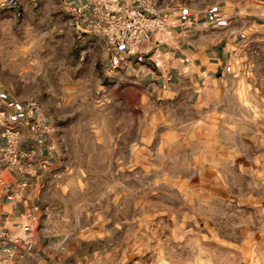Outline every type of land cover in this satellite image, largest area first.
<instances>
[{
    "label": "clouds",
    "instance_id": "1",
    "mask_svg": "<svg viewBox=\"0 0 264 264\" xmlns=\"http://www.w3.org/2000/svg\"><path fill=\"white\" fill-rule=\"evenodd\" d=\"M74 2L87 10L75 20ZM215 3L224 27L206 32L183 19L190 0H31L23 18L0 20V90L8 85L32 118L0 111V237L14 241L0 244V264H62L69 246L80 264H264V74L252 80L257 117L241 108L234 82L206 94L181 61L152 62L165 41L173 55L189 46L191 59L225 36L264 34V0ZM125 40L117 68L108 51ZM174 66L182 74L169 83ZM88 208L104 217L94 231L81 228ZM21 212L32 227L23 237ZM197 218L240 243H212ZM60 234L68 244L50 252L49 241L41 256L37 240Z\"/></svg>",
    "mask_w": 264,
    "mask_h": 264
},
{
    "label": "crops",
    "instance_id": "2",
    "mask_svg": "<svg viewBox=\"0 0 264 264\" xmlns=\"http://www.w3.org/2000/svg\"><path fill=\"white\" fill-rule=\"evenodd\" d=\"M76 2H80V0H76ZM187 0H178V3L184 5ZM191 8L184 9L183 19L185 21L189 19H195V24L205 25L206 27L203 29H196L195 24L189 25V27L195 31H208L213 30L216 28L224 27V24L221 20L217 18V13L220 11L219 7H217L215 0H205L202 3V0H190ZM208 5H211L209 8ZM31 7V0H0V20H7L11 21L13 18H23V15L26 14ZM208 9L205 11V9ZM180 9L177 8V11ZM199 12L200 15L198 18L190 17L189 13L191 11ZM78 11H87L86 9L81 10L76 7V3H73V7L69 10L68 15L72 19H76V13ZM80 20L82 21L81 26L84 23H87V20L81 15ZM264 23V21H260ZM179 30H183L179 25H177ZM253 32V31H252ZM250 32V33H252ZM248 33V34H250ZM247 34V35H248ZM247 35L240 34L234 36V38H230L228 36L223 37L218 42L213 41L211 44H203L201 45L202 51L195 52L193 58H189L187 55L188 47L187 45L183 46V51H176L173 55L174 45L170 44L169 42L165 41L160 44V54L154 59L153 63H167V62H174V60H179L182 62V67L187 72H191L190 77H186L190 81L195 82V86H200L201 84L211 83L216 81L217 79L223 77L226 72L229 70V67L233 64L234 54L235 51L239 49L240 44L244 41ZM159 43V42H158ZM101 49L97 47L94 52L91 54L96 55L99 54ZM125 52L124 50H117V51H108V58L113 59L116 63L117 68L120 67L122 60L127 59V57H122L120 53ZM138 56L139 59H145L144 55L133 54ZM147 55L155 56L156 50L153 49L152 52L148 53ZM189 65L195 66L198 71L192 72L191 67ZM204 73V75H201ZM181 66H174L169 70V83L173 80H178L181 76ZM161 76V80H163V73L159 74ZM163 87V84L160 85ZM19 96L8 87V85H4L3 89L0 90V101H6V104L0 105V109H6L8 111H13V114L17 115V119H25L28 118L29 122L31 123L32 118L28 117L25 111V104L19 102ZM35 130V129H34ZM47 143V141H45ZM13 193L11 190L9 191V196ZM42 202H35V207H41ZM19 207V205H18ZM23 220V228L24 230L20 232V236H27L32 231V227H30L29 218L25 216L23 212L20 213ZM4 222H8V213L4 216ZM35 231H40L39 224H36ZM5 231H8L5 229ZM49 241L52 243V248L50 252L57 251L58 246H61V242L64 240V235H53L48 238H40L37 240V246L41 249V256H45L44 249L48 247ZM0 244H3L5 247H12L14 241H8L5 243V238L0 237ZM3 249L0 248V252ZM63 255L60 253L57 255V259H60V256ZM45 258H47L45 256ZM62 264H80V256H73L72 254L67 256V259L62 262Z\"/></svg>",
    "mask_w": 264,
    "mask_h": 264
},
{
    "label": "rangeland",
    "instance_id": "3",
    "mask_svg": "<svg viewBox=\"0 0 264 264\" xmlns=\"http://www.w3.org/2000/svg\"><path fill=\"white\" fill-rule=\"evenodd\" d=\"M262 36H264V34L257 31H253L252 33L248 34L244 41L240 44L239 49L235 51L233 64L229 67V70L226 72V74L214 82L201 84L200 86H197L196 89H203L207 94L210 93L214 88H220L222 80H229L230 85L232 82H234L238 103L241 105V108L246 110V112H251L259 117L261 107L259 104V96L256 97L255 101L252 98L254 91L259 89V83L254 85L252 80L253 77H256V79L259 80V75L264 74V67H262V65H264V39L261 38ZM199 95L200 93L197 91V98H199ZM237 115H239V113H237ZM224 118V114L217 115L216 113H213L210 117V120L215 122ZM259 131L264 132V129H259ZM245 142L252 143L251 140H246ZM130 151L132 158H134L136 162L139 163V149L135 144L131 145ZM240 159L241 158H237L238 161ZM146 166L147 165L145 164V167ZM245 167H251L254 173L259 174V165H253L249 163L246 164ZM129 170L130 169H122V171L125 172ZM252 179V176L248 177L249 181H252ZM260 191L261 190L259 188L255 190L244 188V194H249L250 192V194L253 196H257ZM239 206L241 208L247 207V205L243 204ZM97 211H99V209H97ZM98 218L103 219V214L101 213L100 217H96L93 214L92 208H88L84 213L83 220L81 221V228L94 231L95 229L92 226L97 228L99 227L96 225V220ZM196 223L199 228L204 229L206 236H211L213 233L215 234L216 239L212 241L214 244L222 242L221 247H235L240 243V241L235 239H227L224 237L214 228L212 222H208L207 228H205L204 223L199 221V218H197ZM184 226L187 227L190 225L185 222ZM105 227H107V225H105ZM209 229H211V231H209ZM65 244H68V242L65 241ZM68 251L73 256H79V251L77 250L76 252H73L72 246H69Z\"/></svg>",
    "mask_w": 264,
    "mask_h": 264
},
{
    "label": "built area",
    "instance_id": "4",
    "mask_svg": "<svg viewBox=\"0 0 264 264\" xmlns=\"http://www.w3.org/2000/svg\"><path fill=\"white\" fill-rule=\"evenodd\" d=\"M133 43H135V40H133ZM137 47H139V45H137ZM121 49L124 50L125 52L129 50V45H128V43H127L126 40L123 41V42H121V43H118L115 46H112V48H111L112 51H117V50L119 51ZM133 54H137V52H136L135 49H133ZM0 111H8V110H6V109H0Z\"/></svg>",
    "mask_w": 264,
    "mask_h": 264
}]
</instances>
